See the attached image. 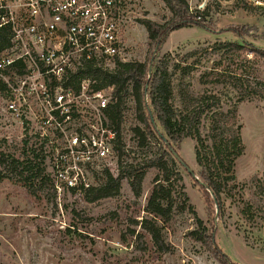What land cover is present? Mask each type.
I'll return each mask as SVG.
<instances>
[{
  "label": "rangeland",
  "instance_id": "obj_1",
  "mask_svg": "<svg viewBox=\"0 0 264 264\" xmlns=\"http://www.w3.org/2000/svg\"><path fill=\"white\" fill-rule=\"evenodd\" d=\"M127 2L128 27L119 59L148 62L150 66L156 46L151 44L141 21L150 19L164 24L171 19L172 13L162 0ZM188 2L190 12L209 8L208 28L190 26L172 31L159 47L153 69L164 55L171 53L173 59L167 81L175 84L177 91L188 88L195 94L205 91L206 86L199 81V75L216 59H222L229 70L238 69V72L248 74L251 85L264 80V57L254 59L250 53L238 57L235 53L230 55L222 51L211 59L200 58L205 47L216 41L240 40L238 34L264 50V0ZM193 51L198 53L197 56L186 58ZM199 58L200 62L189 76H184L175 66ZM222 98L226 106L237 101L233 93ZM6 101V93L0 90V161L7 160L6 165L0 163V172L4 175L0 180V264H221L208 249L188 235V231L196 228V220L188 208L175 212L164 224L163 250L141 227L143 218L151 217L146 207L160 170L150 163L160 145L150 136L144 146H139L133 128L142 125L136 116L132 94L128 95L123 107L120 138L128 149L124 164L132 163L145 170L141 191L136 195L124 179L116 195L95 202L87 201L80 193L64 189L56 192L50 187L52 173L45 166V158L39 154L41 141L36 137L29 142L24 140L27 131L11 120ZM238 115L245 152L236 161L237 183L226 188L228 194H222V206L218 204V210L211 193L208 191L207 195L199 183H203V179L199 176L195 139L182 140L177 144L176 153L194 171L197 179L183 166L178 168L188 203L208 226H212L218 247L240 264H264V194L258 188L264 183V101L254 98L238 102ZM14 159L22 163L15 165ZM26 159L37 164L43 160L45 167H38L49 179L47 184L37 177L26 181L29 173L22 174ZM167 159L172 164L169 156ZM118 164L114 159L111 172L115 176L120 171ZM101 171L100 166L93 170L90 181L103 179ZM176 201L179 206L183 205L180 196L177 195Z\"/></svg>",
  "mask_w": 264,
  "mask_h": 264
},
{
  "label": "built area",
  "instance_id": "obj_2",
  "mask_svg": "<svg viewBox=\"0 0 264 264\" xmlns=\"http://www.w3.org/2000/svg\"><path fill=\"white\" fill-rule=\"evenodd\" d=\"M128 9L127 0H0V90L24 140L41 141L56 192L83 195L102 181H90L93 170L119 162L121 133L108 114L115 85L92 73L121 61Z\"/></svg>",
  "mask_w": 264,
  "mask_h": 264
},
{
  "label": "trees",
  "instance_id": "obj_3",
  "mask_svg": "<svg viewBox=\"0 0 264 264\" xmlns=\"http://www.w3.org/2000/svg\"><path fill=\"white\" fill-rule=\"evenodd\" d=\"M162 1L172 13L169 21L164 24L150 19L141 21L148 31L151 44L155 46L160 44L161 46L172 31L183 27L208 28L210 16L208 7L203 11L190 12L188 0ZM237 36L240 40L216 41L211 46L205 47L203 56L200 58L211 59L222 51L230 55L235 53L238 57L249 53L254 59L264 57V50L249 43L241 35ZM6 44L5 36L0 31V49ZM197 54L193 51L187 54L186 58L196 57ZM200 58L198 61L195 60L192 63H186V65L179 63L175 66L183 72L184 76H189L200 62ZM172 59L171 53L164 55L152 70L151 76L149 63L138 61H117L115 68L109 72L92 73L93 76L101 78L106 86L115 85L116 101L109 106L108 114L119 134L123 107L128 95L132 94L136 103V116L142 125L133 128L139 140V146H144L150 136L154 137L160 145L150 163V166H157L160 170V174L154 180L146 207V211L151 217L143 218L141 227L163 250L164 224L172 219L175 212L188 208L196 220V228L188 231V235L208 249L221 264H240L233 261L218 247L212 226H208L198 216L193 206L188 203L189 197L184 191L183 176L178 166H183L187 171L188 169L174 155L172 149L176 151L177 144L186 138L196 140L195 156L200 166L199 176L203 179V184L199 183L206 194L209 195L210 192L213 200L216 197L219 206H222V194H228L226 188L230 184L237 183L236 161L245 152L241 135L242 124L238 115V102L254 98L264 101V80L259 79V82L251 85L248 74L240 73L238 69L229 70L230 67L224 66L222 59H216L211 67L206 68L199 75V81L206 86L205 91L197 94L190 92L188 88L177 91L176 85L167 81L166 78ZM147 84L149 87L146 93ZM230 93L237 96V101L226 106L222 96ZM150 110L157 127L152 123ZM207 122L209 123L208 127ZM205 129H207L206 133ZM116 151L119 157V174L115 176L109 169H105L102 181L84 190L83 195L87 201L95 202L116 195L124 179L128 180L136 195L140 193L145 170L132 163L124 164L123 158L127 155L128 149L122 143L121 138L116 146ZM168 156L172 159V164L169 163ZM12 162L15 165L22 163L18 159H14ZM0 163L6 165L7 160L1 159ZM15 165H13L14 168ZM23 169L22 174H25L26 171L29 173L26 181L37 177L43 184L48 183L49 179L43 175L42 169H36L28 162ZM188 173L194 177L189 171ZM0 174H2L1 180L4 175L2 172ZM178 186L179 189H177ZM50 187L53 189L52 185ZM258 188L264 194V183H261ZM177 195L182 198V206H179L176 201ZM246 207L251 208L250 204H247ZM211 225H214V222Z\"/></svg>",
  "mask_w": 264,
  "mask_h": 264
},
{
  "label": "water",
  "instance_id": "obj_4",
  "mask_svg": "<svg viewBox=\"0 0 264 264\" xmlns=\"http://www.w3.org/2000/svg\"><path fill=\"white\" fill-rule=\"evenodd\" d=\"M159 47H160V44H157L156 47H155L154 55H153V57H152V61H151L150 67H149V74H150V76H151V74H152L153 63H154L155 56H156V54H157V51H158ZM148 87H149V85L147 84V85H146V88H145V92H146V93H147V91H148ZM150 115H151L152 123L155 125V127H157V125H156V123H155V119H154V117H153V113L151 112V110H150ZM165 141H167V140L165 139ZM172 151H173L174 155L179 159V161L182 162L183 165H185V167L188 169V171H189L190 173H192L194 177H196L194 171H193L192 169H190V168L185 164V162H184L181 158H179V156H178V154L176 153V151L173 150V149H172ZM196 179H197V177H196ZM202 184H203V183H202ZM214 200H215V204H216V207H217V210H218V201H217V198L214 197Z\"/></svg>",
  "mask_w": 264,
  "mask_h": 264
}]
</instances>
